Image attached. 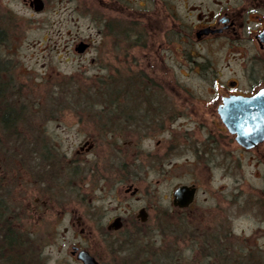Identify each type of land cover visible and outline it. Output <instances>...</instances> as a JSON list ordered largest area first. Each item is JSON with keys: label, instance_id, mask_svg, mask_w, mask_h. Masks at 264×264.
Wrapping results in <instances>:
<instances>
[{"label": "rangeland", "instance_id": "obj_1", "mask_svg": "<svg viewBox=\"0 0 264 264\" xmlns=\"http://www.w3.org/2000/svg\"><path fill=\"white\" fill-rule=\"evenodd\" d=\"M43 2L44 8L36 12L22 0H0V264H14L8 259L12 234L21 241L19 250L26 264H77L69 256L71 244L102 251L101 245L110 240L121 243L117 236L104 241L94 232L81 241L69 227L71 221L79 217L85 227L94 230L98 225L105 227L117 215L127 231L137 234L140 230L130 225L141 207L148 213L146 242L154 249L178 250L180 264L199 262L202 246L215 250L220 222L222 234L233 232L229 242L223 236L232 251L237 239L254 232H260L258 241L264 243V225L259 226L252 212L238 213L231 206L230 170L192 165L196 158L190 151L172 160L183 168H170V138L184 133L203 138L196 125L177 122L171 136L161 133V126L154 133L150 126L138 131L130 126L135 128L130 133L117 121L114 126L104 124L121 116L117 113L121 101L132 112L144 101L164 104L156 93H147L140 101V93L133 87L154 83L151 68L156 62L147 54L145 44L130 48L142 32L150 36L151 27L139 24L133 10H150L153 0ZM173 4L182 9L177 0ZM123 6L129 7L126 18L118 11ZM121 40L129 42L125 54L118 50ZM80 41L91 43L83 53L74 50ZM173 70L176 85L194 89L200 84L195 75L178 67V61ZM113 128L121 134L105 132ZM88 139H93L95 146L81 153L73 182H69L70 160ZM53 152L60 162L50 169L44 161L49 155L43 154ZM95 163L107 169L106 180L90 182L93 172L89 166ZM100 170L98 176L103 174L102 167ZM130 184L138 189L133 196L124 192ZM180 184L197 187L194 204L185 211L171 206L172 191ZM158 219L166 220V235L156 231ZM4 234L9 241L4 240ZM182 238L187 240L178 241ZM131 241L125 243L132 247L126 264H142L139 241ZM236 250L244 256L241 246ZM120 255L123 258L127 252ZM164 255L160 253L146 264H159ZM214 257L206 264H215Z\"/></svg>", "mask_w": 264, "mask_h": 264}, {"label": "flooded vegetation", "instance_id": "obj_2", "mask_svg": "<svg viewBox=\"0 0 264 264\" xmlns=\"http://www.w3.org/2000/svg\"><path fill=\"white\" fill-rule=\"evenodd\" d=\"M22 1L33 9V0ZM177 1L181 3L180 11L173 4L175 0H153L154 5L150 10H133L139 24L149 23L151 27L150 36H144L142 32L138 42L136 40L133 43L135 46L130 48L134 50L143 48L142 46L145 44V49L149 52L147 54L156 62V69L151 68L154 83L137 84L133 87L140 93L139 100L147 93H156L163 99L164 104L144 101L143 106H138L132 112L121 101L118 106L119 110L117 107L114 109V111L118 110L117 113H120L121 116L109 118L104 121V124L114 126L117 121L124 124L123 129L128 132L135 129H130V126L136 127L135 131L143 126H150L148 129L153 133L158 132L161 126V133L168 132L171 136L174 133L172 126L177 122L186 121L196 125L200 134H204L203 138L194 139L195 135L185 133L183 136L170 138L167 147L168 155H170V168L180 167L182 164L176 166L175 161L172 160L190 151L196 158L192 165L198 164L201 167L210 165L217 170H230L233 174L231 206H235L238 213L252 212L258 220L259 226L264 225V137L254 142L240 143L239 138L247 128L239 127L238 124H246L248 118L243 114H246L248 110L242 106L233 107L234 103L239 100L251 99L264 93V0ZM128 8L127 6L118 8L119 14L125 16L123 18L128 15ZM145 40L150 41L146 42ZM84 43L87 45L86 49L91 46L88 41ZM128 46L129 42L121 40L118 47L119 52L125 54L129 49ZM176 61H178L179 68L185 69L198 78L200 84L194 89L175 84L173 68ZM222 69H225L226 73ZM262 104L264 101H259L256 106ZM113 108L114 106L110 107V114H113ZM255 117L261 118L260 113ZM226 119H232L234 124L235 128L231 132L225 125ZM107 131L121 134L115 132V128L105 132ZM122 135L126 136V133H122ZM180 140L181 142H179ZM159 143L160 141H157V145ZM94 146L95 141L88 139L75 150V155L71 158L68 166L69 182H73L71 179L77 169L81 153H88ZM86 147H90L88 151H86ZM43 156H48L49 160L44 161L50 169L53 164L60 162L54 152L43 154ZM124 165L125 162H123ZM100 167L103 168V172H101L103 174L98 176L97 170L101 171ZM89 170L93 172L90 182L106 180L104 173L107 169L102 165L91 164ZM188 186L196 188L192 203L184 208L174 206L175 187L171 194L172 208L185 211L194 204L197 187L195 184ZM128 187H131V190L126 192ZM133 188L136 187L132 184L127 185L124 192L130 194ZM61 203L63 202L58 204ZM63 205H66V202ZM48 209L52 208L47 207ZM142 209L146 212L145 221H140L136 217L138 211ZM219 211L222 212V208ZM116 218L120 220V228L109 229L108 226ZM79 219L77 217L76 220L71 221L69 227L77 232L81 241L94 232L95 235L102 236L104 241L117 236L118 242L121 244L110 240L109 244L101 245L102 251H99V247H85L79 243L71 244L69 256L77 264H82L77 258L78 252L81 250L88 252L98 264H126L132 248H128L126 244L131 240L139 241L140 246L137 245V250L141 254L140 263L142 264H146L148 260L154 259L160 253L165 255L159 264H168L164 261L180 264L178 250L163 249L161 246L154 249L146 242L148 235L145 233V225L148 221V213L144 207L137 210L131 221L130 227L140 230L136 231L137 234L127 231L124 220L117 215L112 216L106 222L105 227L98 225L94 230L92 227H85ZM164 220L158 219L155 228L157 232L166 235L164 230L166 231V227L169 226L164 223ZM218 228V233L215 234V250L208 249L206 245L202 246V250L198 252L199 262L196 264H206V260H210L212 256H215L213 258L215 264H264V243L258 241L262 236L260 232L258 234L254 232L251 236L244 237V241L242 238L237 239L234 242L236 243L235 251H232V245L224 244L226 240L223 239V236L229 242L233 239V232L222 234L221 222L218 224ZM64 231L67 230L64 229ZM186 240V238H182L178 241ZM238 246L244 249L243 257L236 250ZM123 252H127V255L122 258L120 254ZM145 255L151 257L146 259Z\"/></svg>", "mask_w": 264, "mask_h": 264}, {"label": "water", "instance_id": "obj_3", "mask_svg": "<svg viewBox=\"0 0 264 264\" xmlns=\"http://www.w3.org/2000/svg\"><path fill=\"white\" fill-rule=\"evenodd\" d=\"M33 10L36 12L41 11L44 8V4L42 0H33ZM86 44L84 42H79L74 50L77 53H83L86 48ZM264 101V93L257 95L251 99L239 100L234 103L233 107L242 106L244 109L248 110L246 114H243L244 117L248 118L246 124L239 123V127H246L247 130L244 131L242 137L239 138L240 143H250L254 142L257 139L264 137V104L260 106H256L257 102ZM260 113L261 118H257V114ZM225 125L228 127L229 131H233L234 124L232 123V119L225 120ZM90 147H86V151H88ZM131 187H128L125 191H130ZM137 189L133 188L130 192L131 195L136 193ZM196 193V188L194 186L180 185L173 192V205L179 208L187 207L190 203H192L193 198ZM140 221H145L146 212L144 209L139 210L136 216ZM121 223L119 218L114 219V221L108 226L109 229H118L120 228ZM78 260L81 261L82 264H98L95 259L88 254V252L81 250L77 255Z\"/></svg>", "mask_w": 264, "mask_h": 264}, {"label": "trees", "instance_id": "obj_4", "mask_svg": "<svg viewBox=\"0 0 264 264\" xmlns=\"http://www.w3.org/2000/svg\"><path fill=\"white\" fill-rule=\"evenodd\" d=\"M1 41L2 40H0V42ZM1 87L2 86L0 85V96H1ZM0 121H2L1 116H0ZM11 124H13V122ZM3 237H4V240L7 239L9 241V238L6 234H4ZM17 237H18L17 234H14V235L12 234L11 240L9 242L10 244L9 246L11 249L8 250V259H10L11 263L14 262V264H21L20 261H23L25 262L24 264H26V261L22 258L24 257L23 252L19 250L22 244L20 243L21 241H19ZM11 254H12V257L10 256Z\"/></svg>", "mask_w": 264, "mask_h": 264}]
</instances>
